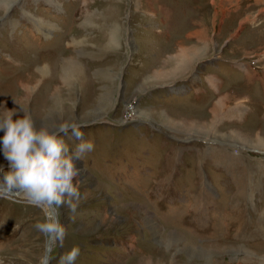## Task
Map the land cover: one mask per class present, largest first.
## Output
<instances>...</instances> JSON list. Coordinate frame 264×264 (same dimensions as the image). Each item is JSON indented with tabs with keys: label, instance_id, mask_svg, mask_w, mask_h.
Here are the masks:
<instances>
[{
	"label": "rangeland",
	"instance_id": "rangeland-1",
	"mask_svg": "<svg viewBox=\"0 0 264 264\" xmlns=\"http://www.w3.org/2000/svg\"><path fill=\"white\" fill-rule=\"evenodd\" d=\"M18 105L94 144L73 157L81 198L55 210L66 235L49 264L73 246L74 264H264L262 164L235 163L241 187L261 178L240 203L229 165L198 154L212 143L264 159V0H0V110ZM62 138L74 153L72 131ZM147 167L171 191L152 193ZM43 218L0 194V264H44Z\"/></svg>",
	"mask_w": 264,
	"mask_h": 264
},
{
	"label": "clouds",
	"instance_id": "clouds-1",
	"mask_svg": "<svg viewBox=\"0 0 264 264\" xmlns=\"http://www.w3.org/2000/svg\"><path fill=\"white\" fill-rule=\"evenodd\" d=\"M18 113L22 115L13 119ZM79 128L76 123H61L56 129L45 123L37 127L31 112L22 106L0 110V131L4 133L0 143L8 161L7 171L0 167V194L19 192L28 204L42 209L44 218L34 227L61 245L66 228L55 210L67 204L74 213L81 198L79 181L73 182L79 176L73 157L81 159L94 149ZM69 130L79 141L72 154L62 138V133ZM79 254V247L73 246L61 256L59 264H74Z\"/></svg>",
	"mask_w": 264,
	"mask_h": 264
},
{
	"label": "crops",
	"instance_id": "crops-1",
	"mask_svg": "<svg viewBox=\"0 0 264 264\" xmlns=\"http://www.w3.org/2000/svg\"><path fill=\"white\" fill-rule=\"evenodd\" d=\"M251 75V74H250ZM212 81V80H211ZM222 108H220L219 106H217V114L219 115V116H222L221 115V112H222ZM235 110H236V113H238V110H240V108H236L235 107ZM224 115V114H223ZM217 119H219V117H217L216 118V120ZM224 124V123H223ZM222 124V125H223ZM221 125V126H222ZM210 145H209V150L208 151H206V153L207 154H205V153H200V152H198V154H199V156H205L207 159L209 158V157H211V156H213V160H215V161H218V160H220V162L222 163H226L225 164V166L227 167L228 165H229V172L228 173H230L231 174V177H232V179L233 180H230L234 185H235V188H232V187H230V189H231V191H232V194H233V196L234 195H236L237 197V199H238V201L241 203V200L242 201H245V200H247V196H248V193L246 192V190H247V188H245L246 186L247 187H251L252 189L251 190H253L254 189V191L256 190V188H257V186H259V181H258V179L261 181V178H255V179H253V178H251V182H248V184H245L244 185V187H241L242 185H243V182L239 179V176H238V174H236V171H235V167H238L239 168V166L238 165H235V163H237V164H241L240 162H241V159L242 160H244L243 158H245V157H243V155L244 156H246V157H248L247 158V161H245V163H246V165L245 164H243V165H245V167H244V170H251L253 167V165L254 164H258L259 162L262 164V165H260V166H258V173L257 174H259V173H261V175H262V180L264 179V159H262V158H259V157H252L251 155H246V154H244L242 151H241V149H239L238 147V150L239 151H234V147L233 146H231V148L229 147H224V146H222V145H218V144H212V143H209ZM221 147H223V148H221ZM178 157V156H177ZM175 159H176V156H175ZM179 159V158H178ZM255 159H260V160H256L255 161ZM203 160V159H202ZM179 162V161H178ZM206 162V161H205ZM216 163V162H215ZM205 164V163H204ZM207 164V163H206ZM205 164V165H206ZM175 165H177L176 164V162H175ZM166 166V169H167V164L165 165ZM173 168H175V170H176V172H174V174L172 175V177H174V176H177L178 175V173H177V168H176V166L175 167H173ZM146 172H142V174L143 175H146V174H149V175H153V177H155V182H156V186L154 187V190L152 191V193H155V189L157 188V191L158 192H160V193H163V192H166V191H171L169 188H167V187H165L164 185H163V180H161V175H158L157 173H155L154 172V169H151L150 167H147V169L145 170ZM163 171H164V169H163ZM167 171V170H166ZM218 174H221V170L219 171V172H217ZM166 175V174H165ZM223 175V174H222ZM171 177V178H172ZM137 178L139 179V180H144L145 179V177H143L142 175L140 176L139 174H137ZM223 181V180H222ZM221 181V182H222ZM254 181L257 183V185H256V183H254ZM208 183V182H207ZM222 184L225 186L224 188H228L229 187V184H226V183H224V182H222ZM253 184V185H252ZM239 187V188H238ZM164 189H166V190H164ZM240 189H242L244 192L243 193H239L240 192ZM242 194V197L240 198V195ZM162 198H164V199H174L175 197H173L170 193L168 194V195H166V196H163ZM181 198H184L183 196L181 197ZM234 198V197H233ZM204 214V213H203ZM242 214V213H241ZM243 215V214H242ZM237 217H240V216H237ZM251 222L253 223V224H255L257 227H256V229L254 230V232H257V231H259V229H260V231L262 230L261 229V224H258L254 219H252L251 220ZM160 224V223H159ZM160 226H161V224H160ZM263 226H264V224H263ZM229 227H230V225H229ZM244 225H242V223L241 222H239V224H238V227H235V229H234V231H238V232H240L239 231V229L241 230V231H244Z\"/></svg>",
	"mask_w": 264,
	"mask_h": 264
},
{
	"label": "bare ground",
	"instance_id": "bare-ground-1",
	"mask_svg": "<svg viewBox=\"0 0 264 264\" xmlns=\"http://www.w3.org/2000/svg\"><path fill=\"white\" fill-rule=\"evenodd\" d=\"M145 113V112H144ZM149 115V114H148ZM147 119V118H146ZM148 120V119H147ZM145 212V211H144ZM146 216L149 220V222L151 223V225L153 226V230L154 232H158L160 230V227L158 225V223L152 218V216H150V213L148 211H146ZM149 224V223H148ZM161 233V232H160ZM176 234V233H175ZM174 234V235H175ZM153 235V234H152ZM174 237V236H173ZM176 237V236H175ZM54 242V241H53ZM53 242L51 243V248H52V244ZM247 250V249H246ZM198 251V250H197ZM202 252V251H201ZM49 256H50V251L49 253L47 254V261H48V264H49ZM46 257V256H45ZM243 262V261H242ZM239 263V262H238ZM45 264V262H44Z\"/></svg>",
	"mask_w": 264,
	"mask_h": 264
},
{
	"label": "water",
	"instance_id": "water-1",
	"mask_svg": "<svg viewBox=\"0 0 264 264\" xmlns=\"http://www.w3.org/2000/svg\"><path fill=\"white\" fill-rule=\"evenodd\" d=\"M127 64V62H126ZM122 77H123V74H122ZM123 79V78H122ZM53 242L52 239H49L47 240V244H46V257L44 258V262L45 264H48V261H47V254L49 253V251L51 250V243Z\"/></svg>",
	"mask_w": 264,
	"mask_h": 264
}]
</instances>
